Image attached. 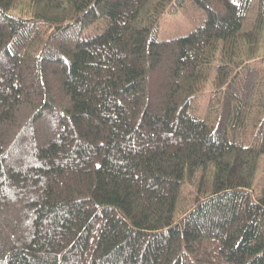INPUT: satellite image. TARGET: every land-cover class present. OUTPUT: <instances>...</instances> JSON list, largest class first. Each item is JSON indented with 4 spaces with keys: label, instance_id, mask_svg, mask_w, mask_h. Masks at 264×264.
<instances>
[{
    "label": "trees",
    "instance_id": "16d2710c",
    "mask_svg": "<svg viewBox=\"0 0 264 264\" xmlns=\"http://www.w3.org/2000/svg\"><path fill=\"white\" fill-rule=\"evenodd\" d=\"M0 264H264V0H0Z\"/></svg>",
    "mask_w": 264,
    "mask_h": 264
},
{
    "label": "rangeland",
    "instance_id": "374dc122",
    "mask_svg": "<svg viewBox=\"0 0 264 264\" xmlns=\"http://www.w3.org/2000/svg\"><path fill=\"white\" fill-rule=\"evenodd\" d=\"M201 10L202 9L197 6H188L187 3H184L180 4L175 12H166L160 20L156 38L168 39L186 34L193 27L194 22L200 19ZM251 18L252 16L250 19ZM96 30H92L90 33H93ZM84 31H87V29L85 28ZM262 182L263 172L259 171L256 183L262 185Z\"/></svg>",
    "mask_w": 264,
    "mask_h": 264
}]
</instances>
